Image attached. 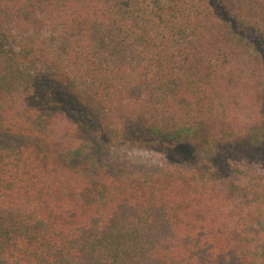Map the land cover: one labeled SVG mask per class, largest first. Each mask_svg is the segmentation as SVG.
I'll use <instances>...</instances> for the list:
<instances>
[{
    "label": "trees",
    "instance_id": "trees-1",
    "mask_svg": "<svg viewBox=\"0 0 264 264\" xmlns=\"http://www.w3.org/2000/svg\"><path fill=\"white\" fill-rule=\"evenodd\" d=\"M0 58V264H264V186L237 173L264 161V0H0ZM43 74L168 165L80 158L26 103Z\"/></svg>",
    "mask_w": 264,
    "mask_h": 264
},
{
    "label": "rangeland",
    "instance_id": "rangeland-1",
    "mask_svg": "<svg viewBox=\"0 0 264 264\" xmlns=\"http://www.w3.org/2000/svg\"><path fill=\"white\" fill-rule=\"evenodd\" d=\"M8 66L6 61L0 58V70L10 75L12 69ZM24 94L28 97L26 103L30 107L35 110L38 108L47 110L44 112L40 110L39 126L44 125L43 118L50 120L52 117L60 116L74 121L81 128L82 131L77 135V144L82 151L79 156L82 159L95 153L94 156L107 166L125 172L160 171L168 165L169 152L159 145L110 143L105 137L106 133L103 130L99 131L98 126L94 124L95 119L91 113H88L73 95L72 88L54 76L43 74L38 78L35 77ZM56 101L62 102V106L57 107ZM62 126H64L63 121L55 123L56 130L61 129ZM93 126L95 129L92 128ZM256 156L253 155L252 161L245 166L238 167L237 173L242 178L261 182L260 184L264 186V161L257 156L258 161H262L257 162Z\"/></svg>",
    "mask_w": 264,
    "mask_h": 264
}]
</instances>
